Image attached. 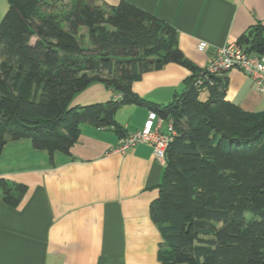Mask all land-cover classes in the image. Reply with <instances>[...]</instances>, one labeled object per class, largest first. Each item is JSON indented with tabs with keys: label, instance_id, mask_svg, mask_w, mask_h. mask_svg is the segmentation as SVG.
I'll return each instance as SVG.
<instances>
[{
	"label": "trees",
	"instance_id": "1",
	"mask_svg": "<svg viewBox=\"0 0 264 264\" xmlns=\"http://www.w3.org/2000/svg\"><path fill=\"white\" fill-rule=\"evenodd\" d=\"M105 11L112 30L102 25ZM242 40L246 51L264 53L261 26ZM170 62L192 71L172 103L161 107L133 91L145 72ZM202 71L180 49L171 24L128 2L9 0L0 23V154L9 140L27 138L53 160L57 151L70 153L82 123L120 132L121 106L148 105L180 133L151 204L161 224L162 264H264V112L226 100L219 77L201 100L195 80ZM94 82L111 89L113 99L72 108L75 95ZM24 192L0 180L7 203L16 205Z\"/></svg>",
	"mask_w": 264,
	"mask_h": 264
},
{
	"label": "crops",
	"instance_id": "2",
	"mask_svg": "<svg viewBox=\"0 0 264 264\" xmlns=\"http://www.w3.org/2000/svg\"><path fill=\"white\" fill-rule=\"evenodd\" d=\"M66 3L71 0H64ZM119 6L128 2L171 24L179 47L198 68L213 58L217 47L237 43L259 26L264 34V0H97ZM9 0H0V23ZM206 41L208 48L199 49ZM192 71L170 62L145 72L133 91L165 107L186 91ZM225 99L249 112H264V93L238 68L219 77ZM114 92L94 82L75 95L71 107L107 103ZM209 92L200 94L207 100ZM151 108L126 104L114 126L82 123L70 153H49L30 139L9 140L0 154V180L25 187L11 205L0 194V264H162L161 224L151 213L160 195L165 164L152 146L139 143L115 151L119 139L143 128Z\"/></svg>",
	"mask_w": 264,
	"mask_h": 264
},
{
	"label": "built area",
	"instance_id": "3",
	"mask_svg": "<svg viewBox=\"0 0 264 264\" xmlns=\"http://www.w3.org/2000/svg\"><path fill=\"white\" fill-rule=\"evenodd\" d=\"M208 43L201 41L200 50H206ZM233 68L240 69L251 80L255 88L264 93V53L248 52L237 43L217 47L213 58L203 68L195 80L199 94L209 92L216 85L217 77L224 76ZM120 99L121 95H116ZM180 133L172 118L165 119L151 110L143 128L122 136L115 151L126 152L139 143H146L153 148L155 158L166 165L167 149Z\"/></svg>",
	"mask_w": 264,
	"mask_h": 264
},
{
	"label": "rangeland",
	"instance_id": "4",
	"mask_svg": "<svg viewBox=\"0 0 264 264\" xmlns=\"http://www.w3.org/2000/svg\"><path fill=\"white\" fill-rule=\"evenodd\" d=\"M57 5H61V2H58V4ZM110 12L109 11H105V15H104V18H103V21H102V25L103 26H105L107 29H109V30H112V29H114V26L107 20L108 19V17H110ZM85 35H86V41H87V43H88V33H87V30L85 31ZM36 40V38H32V43L34 42ZM92 73V71H88V75L89 74H91ZM228 144V143H227ZM254 216L253 215H251V214H248V218H249V220L250 219H252ZM163 252H164V254H163V256H164V259L165 260H168V261H170L171 260V257H169V258H167L166 256H169V254H170V249L165 245V246H163Z\"/></svg>",
	"mask_w": 264,
	"mask_h": 264
}]
</instances>
